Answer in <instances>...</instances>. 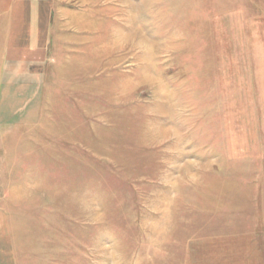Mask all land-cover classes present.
<instances>
[{
  "label": "rangeland",
  "instance_id": "1",
  "mask_svg": "<svg viewBox=\"0 0 264 264\" xmlns=\"http://www.w3.org/2000/svg\"><path fill=\"white\" fill-rule=\"evenodd\" d=\"M53 1L0 98L13 263L264 264V0Z\"/></svg>",
  "mask_w": 264,
  "mask_h": 264
},
{
  "label": "crops",
  "instance_id": "2",
  "mask_svg": "<svg viewBox=\"0 0 264 264\" xmlns=\"http://www.w3.org/2000/svg\"><path fill=\"white\" fill-rule=\"evenodd\" d=\"M55 7L53 0H0V98L12 88L26 97L40 82L51 57ZM66 21L80 25L71 17ZM12 260L9 243L0 240V264Z\"/></svg>",
  "mask_w": 264,
  "mask_h": 264
}]
</instances>
